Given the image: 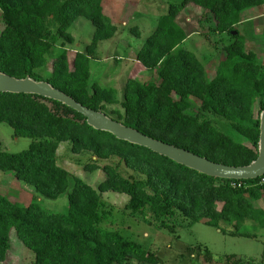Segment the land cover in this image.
I'll use <instances>...</instances> for the list:
<instances>
[{
  "label": "trees",
  "instance_id": "1",
  "mask_svg": "<svg viewBox=\"0 0 264 264\" xmlns=\"http://www.w3.org/2000/svg\"><path fill=\"white\" fill-rule=\"evenodd\" d=\"M263 5L264 0L170 3L135 54V60L144 70H154L157 79L150 83L127 79L119 100L116 88L90 82V62L99 43L117 31L103 11L102 0H0V71L47 81L90 109L212 162L249 165L258 156L264 63L255 50L247 49L236 26L246 12ZM186 11H192L194 19L181 21ZM80 16L90 20L95 30L84 52L70 51L66 44L73 43L74 37L69 28ZM198 31L228 37L206 64L181 47ZM49 58L50 70L44 76L41 71ZM209 68L215 73L211 79L205 73ZM258 100L260 107L254 113ZM118 104L121 110H108ZM217 120L247 143L225 134ZM0 122L9 124L15 137L32 140L20 152L0 149L1 171L12 172L17 181L49 199L67 192L73 181L64 214H50L34 201L19 205L0 194V263L7 260L15 234L32 252L33 264H129L131 260L158 264L160 258L150 248L105 226L112 215L102 198L108 191L127 195L124 208L129 214L142 216L150 226L176 238L186 222L187 226L202 222L241 237H255L241 230L248 222L264 227V206H256L264 202V187L256 184L259 178L203 174L95 129L76 110L37 94L0 92ZM63 143L72 154L95 157L83 167L105 173L96 187L72 177L58 164ZM113 158L118 161L115 165L96 162ZM119 163L129 173L120 172ZM240 181L245 184L231 185ZM204 254L211 258L209 252ZM234 264H264V251L259 260L238 258Z\"/></svg>",
  "mask_w": 264,
  "mask_h": 264
},
{
  "label": "rangeland",
  "instance_id": "2",
  "mask_svg": "<svg viewBox=\"0 0 264 264\" xmlns=\"http://www.w3.org/2000/svg\"><path fill=\"white\" fill-rule=\"evenodd\" d=\"M181 0H102L103 11L117 27L114 36L99 43L96 57L91 59L90 82H98L102 87H114L118 92V99L122 100V92L125 82L129 78H136L144 83H150L157 79L154 70H144L135 60V54L142 43L154 30L159 17L167 12L170 3H179ZM194 14L187 11L180 18L188 22L194 19ZM212 24V22H211ZM2 26L0 25V30ZM264 28V5L246 12L241 23L236 26L240 35L246 41L247 49H253L259 55L261 63H264V37L261 36ZM95 30L94 24L80 16L70 26L69 32L74 37V42L66 44L70 51L84 52L90 43ZM191 36V37H190ZM228 42L224 35H206L200 31L191 33L187 41L181 44L186 50L192 51L202 64L211 60L217 50ZM52 58L48 59L47 67L41 72L44 76L50 70ZM206 78L214 77V68L206 70ZM260 107V101H256L253 111L256 113ZM110 109L121 110L120 105L108 106ZM110 117V116H109ZM223 132L236 141L245 139L235 133L224 121L217 120ZM27 137H15L12 127L0 122V149L16 153L26 149L31 143ZM89 154H72L67 143L60 145L58 149V164L70 172L72 177H78L96 187L105 173L102 169L90 172L83 165L91 162ZM99 166L104 164H116L117 159L97 160ZM119 170L124 175L129 170L119 163ZM73 181H70L67 192L71 191ZM67 192L56 199H49L35 194L29 185L15 179L12 172L0 170V194L7 196L19 205H28L31 201L38 203L39 207L50 214H64L68 209ZM102 198L106 209L112 214L107 219L105 226L118 229L124 235L138 242L143 248H150L151 253L160 258L158 264H234L240 258L259 260L264 251V227H254L249 222L243 225L241 230L255 234V237L232 236L220 230L208 226L202 222L192 226H183L178 231V238L160 231L153 225L143 221L142 216L131 215L124 208L128 196L125 194L108 191ZM256 206H264V202H257ZM125 210V211H124ZM107 211V212H108ZM107 215V213H106ZM226 227V225H222ZM204 251L209 252L211 258L207 259ZM34 256L25 248L14 234L10 240V250L7 260L0 264H33ZM129 264H143L131 260Z\"/></svg>",
  "mask_w": 264,
  "mask_h": 264
},
{
  "label": "water",
  "instance_id": "3",
  "mask_svg": "<svg viewBox=\"0 0 264 264\" xmlns=\"http://www.w3.org/2000/svg\"><path fill=\"white\" fill-rule=\"evenodd\" d=\"M0 92L37 94L57 100L82 114L95 129L113 134L120 140L149 148L173 161L203 174L223 179H257L264 175V109L259 115L258 156L249 165L229 166L212 162L188 150L149 137L136 129L125 126L101 111L90 109L47 81L35 80L30 76L16 78L0 71Z\"/></svg>",
  "mask_w": 264,
  "mask_h": 264
},
{
  "label": "built area",
  "instance_id": "4",
  "mask_svg": "<svg viewBox=\"0 0 264 264\" xmlns=\"http://www.w3.org/2000/svg\"><path fill=\"white\" fill-rule=\"evenodd\" d=\"M245 183L244 182H238V183H231V185L232 186H236V187H240V186H242V185H244ZM257 185H259V186H263L264 187V175L263 176H261V177H259V179H258V182L256 183Z\"/></svg>",
  "mask_w": 264,
  "mask_h": 264
},
{
  "label": "crops",
  "instance_id": "5",
  "mask_svg": "<svg viewBox=\"0 0 264 264\" xmlns=\"http://www.w3.org/2000/svg\"><path fill=\"white\" fill-rule=\"evenodd\" d=\"M190 37H191V36H190ZM188 38H189V37H188ZM188 38H187V39H188ZM187 39L185 40V42L187 41ZM137 62H138V61H137ZM138 65H140V63H139V62H138Z\"/></svg>",
  "mask_w": 264,
  "mask_h": 264
}]
</instances>
